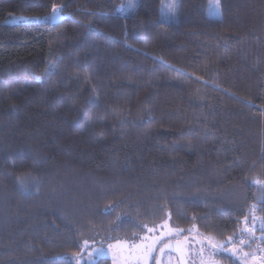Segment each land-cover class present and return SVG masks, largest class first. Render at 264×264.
<instances>
[{
  "label": "trees",
  "instance_id": "1",
  "mask_svg": "<svg viewBox=\"0 0 264 264\" xmlns=\"http://www.w3.org/2000/svg\"><path fill=\"white\" fill-rule=\"evenodd\" d=\"M120 2L0 0V264H77L85 240L137 239L168 214L258 250L264 0H220V17L180 0L177 22L162 0L133 16Z\"/></svg>",
  "mask_w": 264,
  "mask_h": 264
},
{
  "label": "rangeland",
  "instance_id": "2",
  "mask_svg": "<svg viewBox=\"0 0 264 264\" xmlns=\"http://www.w3.org/2000/svg\"><path fill=\"white\" fill-rule=\"evenodd\" d=\"M128 0H121L117 7V12L122 16H133L138 10L139 0H133L135 8L129 10L127 7L121 9V4H127ZM175 4L174 12L170 11L167 7L170 4ZM213 0H209L208 15L211 17H220V0L218 6V14L210 11V4ZM179 5L180 0H162L160 19L166 22H177L179 19ZM57 8V14L53 16V19H59L62 17L61 8ZM255 205L252 206L250 218L245 220V231L248 236L256 238L255 231L261 229L264 225V214L259 213V207L264 205V184H261L255 188ZM251 219V220H250ZM151 228L152 231L149 232L148 229ZM264 229V228H263ZM180 230V231H178ZM208 237L201 233L196 226L189 229L178 228L171 223L170 214L166 219L157 224L148 226L145 232L137 239H117L112 242H107L104 239L97 240H87L88 249H99L103 248L105 255L103 256H89L87 252L83 254V259H77V264H85V262L92 261L95 263L101 257H109L112 260V264H145V261L141 259V248L133 247V243L139 245L143 241L145 245H152L153 251L151 253L155 259H149L146 264H156L160 250L168 243H178L181 245L180 253L167 251L164 254L163 264H229L222 258L220 254L223 252L231 253L240 262V264H264V247L261 245L260 240L264 239V232L260 234L259 241L257 243L258 250L246 249L245 245L248 244V239L241 236L237 240L238 245H234L231 242H219L218 240L212 238V243L217 245H222L223 247L213 248L208 241ZM127 241L128 243L118 245L117 241ZM230 243V244H229ZM260 243V244H259ZM109 244L113 247L109 248ZM229 244V246H226Z\"/></svg>",
  "mask_w": 264,
  "mask_h": 264
},
{
  "label": "snow or ice",
  "instance_id": "3",
  "mask_svg": "<svg viewBox=\"0 0 264 264\" xmlns=\"http://www.w3.org/2000/svg\"><path fill=\"white\" fill-rule=\"evenodd\" d=\"M218 6H219V0H213V3L210 4V11L218 14V11H217ZM125 7H127L129 10L134 9L135 4H134L133 0H128L127 4H121V9H124ZM167 7L169 8L170 11L174 12L176 5L173 3V4L168 5ZM52 13H53V16H55L57 14V8L56 7H53ZM47 18L48 17H45V19H47ZM256 182L259 183V181H256ZM262 228H264V225H262ZM148 231L151 232L152 229L149 228ZM178 231H180V230H178ZM207 239L213 248H217V247L222 248L223 247L222 245H217V244L212 243L211 237H208ZM125 243H128V242L127 241H119V240L117 241L118 245L125 244ZM112 247H113V245L109 244V248H112ZM133 247L142 249L140 258L145 261V264H146L147 260L155 259V257L151 255L152 251L154 250L152 245H145L142 241L141 244H139V245L133 243ZM161 251H163V249H161ZM85 252H87V254L89 256H93V255L103 256V255H105V251L103 248H99V249L93 248V249H91V251H89L87 240H85L83 242L81 253L78 254V257H77L78 261L83 259V254ZM85 264H92V261L85 262Z\"/></svg>",
  "mask_w": 264,
  "mask_h": 264
},
{
  "label": "water",
  "instance_id": "4",
  "mask_svg": "<svg viewBox=\"0 0 264 264\" xmlns=\"http://www.w3.org/2000/svg\"><path fill=\"white\" fill-rule=\"evenodd\" d=\"M176 245H177L179 248L181 247L180 244H178V243H174V242L166 244V245L162 248L163 251L160 250L159 255H158V258H157V262H156V264H162L163 257H164V254H165L166 251H169V250H170V251H175V252H177V253L179 254V253H180V250H179L178 248H176Z\"/></svg>",
  "mask_w": 264,
  "mask_h": 264
},
{
  "label": "flooded vegetation",
  "instance_id": "5",
  "mask_svg": "<svg viewBox=\"0 0 264 264\" xmlns=\"http://www.w3.org/2000/svg\"><path fill=\"white\" fill-rule=\"evenodd\" d=\"M175 243V242H174ZM176 248H178L179 250H180V248L176 245ZM170 251V250H169ZM167 252V251H166ZM165 252V253H166ZM172 252H175V251H172ZM164 258V257H163ZM156 262H157V260H156ZM162 264H163V261H162Z\"/></svg>",
  "mask_w": 264,
  "mask_h": 264
}]
</instances>
